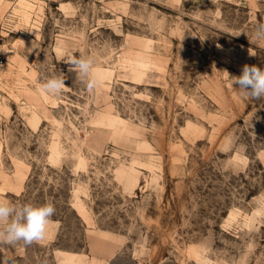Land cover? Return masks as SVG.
Wrapping results in <instances>:
<instances>
[{
    "label": "rangeland",
    "instance_id": "obj_1",
    "mask_svg": "<svg viewBox=\"0 0 264 264\" xmlns=\"http://www.w3.org/2000/svg\"><path fill=\"white\" fill-rule=\"evenodd\" d=\"M0 200L58 208L13 264H264V0H0ZM93 59V93L70 64ZM60 77L58 95L39 86ZM71 209L63 211V206Z\"/></svg>",
    "mask_w": 264,
    "mask_h": 264
},
{
    "label": "clouds",
    "instance_id": "obj_2",
    "mask_svg": "<svg viewBox=\"0 0 264 264\" xmlns=\"http://www.w3.org/2000/svg\"><path fill=\"white\" fill-rule=\"evenodd\" d=\"M256 40H264V23L256 26ZM70 64L78 73L88 93H93L103 82V77L95 70L93 59L81 55L70 58ZM232 86L237 85L241 94L252 100L264 98V69L255 65H244L239 76L229 77ZM65 87V81L60 77L47 78L40 84L39 90L48 95H58ZM55 208L51 203L40 206L32 204L14 205L6 200H0V253L5 246L23 242L25 246L40 243L47 238L49 226ZM0 264H13L10 257L0 258Z\"/></svg>",
    "mask_w": 264,
    "mask_h": 264
},
{
    "label": "trees",
    "instance_id": "obj_3",
    "mask_svg": "<svg viewBox=\"0 0 264 264\" xmlns=\"http://www.w3.org/2000/svg\"><path fill=\"white\" fill-rule=\"evenodd\" d=\"M62 208H63V211L66 213L67 212L66 210L71 209V204L69 203V204L63 206ZM57 210H58V208L55 207V213H54V215L51 218V219H53L55 221L60 219L59 215L57 214L58 213Z\"/></svg>",
    "mask_w": 264,
    "mask_h": 264
},
{
    "label": "built area",
    "instance_id": "obj_4",
    "mask_svg": "<svg viewBox=\"0 0 264 264\" xmlns=\"http://www.w3.org/2000/svg\"><path fill=\"white\" fill-rule=\"evenodd\" d=\"M5 19L9 20L8 17H3L2 15H0V30L7 28L8 22Z\"/></svg>",
    "mask_w": 264,
    "mask_h": 264
}]
</instances>
